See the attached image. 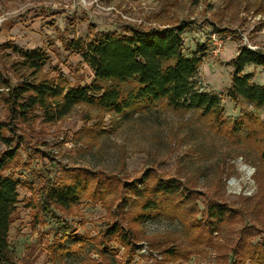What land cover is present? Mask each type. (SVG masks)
Wrapping results in <instances>:
<instances>
[{
  "label": "rangeland",
  "instance_id": "374dc122",
  "mask_svg": "<svg viewBox=\"0 0 264 264\" xmlns=\"http://www.w3.org/2000/svg\"><path fill=\"white\" fill-rule=\"evenodd\" d=\"M179 24L188 25V54L207 47L197 84L221 97L224 113L214 121L197 111L159 104L110 121L108 115L101 119L96 109L76 107L52 123L41 112L28 123H16L25 141L7 174L34 184L37 191L19 190L21 203L10 236L15 264H157L164 255L151 250V242L178 246L180 264H240L232 253L240 243L249 250L264 243V165L259 157L264 106L257 109L227 96L230 62L238 49L248 45L264 50V0H0V73L18 85L25 71L14 49H40L47 57L40 75L83 87L94 80L93 71L72 47L74 42L86 44L97 34L125 33L128 27ZM216 32L225 47L215 56L209 38ZM245 72L264 84V69L248 66ZM3 107L1 119L7 116ZM252 130L254 137L249 136ZM76 180L88 183L76 203L66 209L54 206L72 227L62 238L56 223L30 207L27 198L38 204L42 186ZM140 181L146 187L178 184L190 197L185 209L197 211L193 218L199 223L206 206L216 201L229 204L233 219L218 233L200 238L179 218L148 217L137 227L146 239L132 253L127 255L125 246L113 240L99 250L95 239L116 221L123 225V212L130 214L135 202L129 188ZM61 244L72 247L62 259L51 253ZM240 253L242 264H251L247 253Z\"/></svg>",
  "mask_w": 264,
  "mask_h": 264
},
{
  "label": "trees",
  "instance_id": "16d2710c",
  "mask_svg": "<svg viewBox=\"0 0 264 264\" xmlns=\"http://www.w3.org/2000/svg\"><path fill=\"white\" fill-rule=\"evenodd\" d=\"M187 28V24L151 29L128 27L125 33L97 34L86 44L74 42L72 47L93 71L94 80L83 87H67L63 79L49 80L40 75L47 65L46 53L42 50L14 49L22 59L19 64L25 73L18 85L3 79L0 73V107L4 105L3 110L7 111L5 119L0 117V147H4L0 149V264H15V249L10 236L12 219L21 203L19 190L27 187L33 193L37 191L34 184L23 183L12 172L7 174L25 141L18 134L16 123H28L37 118L39 112L44 121L52 123L69 116L76 107L96 109L101 119L108 115L110 121L124 120L144 110L155 109L159 104L175 110L197 111L202 117L211 116L218 121L224 113L221 97L201 91L197 84L207 47L203 45L198 52L188 54L184 40ZM230 63L233 74L227 96L234 102L245 101L257 109L263 108L264 84L253 82V73L245 70L248 66L264 69V50L241 46ZM87 118L91 119V115L88 114ZM259 126L263 131L259 139V157L264 165V123ZM255 135L254 130L249 134ZM87 184L76 180L56 186L44 185L39 189V203L33 205V199L27 198L28 204L51 218L62 238H66L72 227L55 212L54 206L71 207L86 190ZM178 186L170 182L155 187H146L144 181L132 184L128 192L135 199L133 209L130 214L123 212V225L116 221L95 239H98L99 250L113 240L125 246L127 255L132 253L136 245L146 239L137 227L148 217L179 218L188 232H194L200 238L218 233L223 224L233 219L229 204L216 201L206 206L203 222L199 223L193 218L197 211L195 213L192 207L189 212L185 209L190 197H186ZM163 245L150 244L151 250H159V254L164 255L157 264H180L183 255L180 248ZM71 249L61 244L51 249V253L62 259L63 254ZM240 252L247 253L251 264H264V243L252 246L250 250L246 244L240 243L232 253L236 256V263L242 264L245 259ZM127 264H132V261Z\"/></svg>",
  "mask_w": 264,
  "mask_h": 264
},
{
  "label": "built area",
  "instance_id": "2783aa9c",
  "mask_svg": "<svg viewBox=\"0 0 264 264\" xmlns=\"http://www.w3.org/2000/svg\"><path fill=\"white\" fill-rule=\"evenodd\" d=\"M209 40H210V43L213 44V49H212L213 54L216 56L218 53H221L225 47V44H224V39L220 36V34L218 32L212 33L210 35ZM252 49H255V48H252Z\"/></svg>",
  "mask_w": 264,
  "mask_h": 264
}]
</instances>
